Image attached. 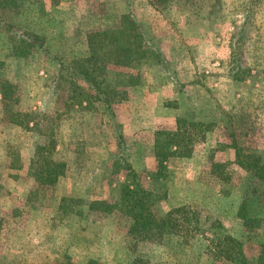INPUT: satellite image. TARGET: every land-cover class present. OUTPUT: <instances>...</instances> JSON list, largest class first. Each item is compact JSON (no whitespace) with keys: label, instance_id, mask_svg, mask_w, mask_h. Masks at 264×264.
I'll use <instances>...</instances> for the list:
<instances>
[{"label":"rangeland","instance_id":"rangeland-1","mask_svg":"<svg viewBox=\"0 0 264 264\" xmlns=\"http://www.w3.org/2000/svg\"><path fill=\"white\" fill-rule=\"evenodd\" d=\"M152 2L24 0L18 12L0 8V77L17 86L16 109L45 116L38 118L39 126L52 130L58 144L63 138L55 159L68 160V177L53 186L39 185L25 174L22 161L29 160L43 137L3 124L0 264H133L136 259L147 264H229L222 254L225 244L219 243L225 235L243 242L249 263L264 264V224L247 232L236 216L249 172L233 164L236 156L228 148L235 138L243 152H259L264 158V0ZM124 11L136 16L171 59L177 51L173 45L184 42L188 59L204 65L200 70L183 66L181 55L188 52H176L180 71H167L159 79L165 80L159 86L169 85L161 100L170 108L179 89L191 91L195 104L178 124L180 159H168L166 171L153 165V158L140 168L151 151L146 143L152 141L142 116V93L135 90L132 101L112 103L111 108L93 96L86 104L75 93L81 81L70 75L71 64L87 56V33L114 26ZM7 24L36 34L45 50L12 57L13 31L7 32ZM143 63L133 70L152 78L158 71ZM98 67L108 70V81L119 69ZM156 86L150 84L151 95ZM202 119L213 124L206 140L202 130L191 127ZM174 128L163 126L170 133ZM213 162L230 163L227 180L211 173ZM133 165L139 170L138 183L159 197L152 207L156 216L181 208L173 216L177 234L149 240L130 231V194L120 183L125 166Z\"/></svg>","mask_w":264,"mask_h":264},{"label":"trees","instance_id":"trees-1","mask_svg":"<svg viewBox=\"0 0 264 264\" xmlns=\"http://www.w3.org/2000/svg\"><path fill=\"white\" fill-rule=\"evenodd\" d=\"M158 1L160 0H153L152 4L156 5ZM23 2L24 0H0V8L18 12ZM7 25L9 26L7 32L13 31L9 36L12 43V57L20 58L34 49H44L43 45L37 42L36 34ZM86 37L87 56L83 59H76L69 67L70 75L81 81V85H78L75 90L81 102H86L90 96H93L94 100L107 107H110L112 103H120L127 97V88L140 83V73L133 70L134 68L138 69V66L148 58L159 65L165 63L160 50L155 47L142 25L130 13L120 15L114 26L92 30L87 33ZM58 64L61 65L60 62ZM101 64L119 68L118 70L112 69L113 79L110 81L107 78L108 70L98 67ZM2 67L3 62L0 61V69ZM16 92L17 86L14 83L0 77V96L4 118L8 122L20 126L23 130L34 132L36 136L44 139L43 143H37L35 146L34 155L28 167L29 173L39 185L53 186L66 169L65 162L54 157L58 141L52 130L39 126L38 118L43 115L15 108ZM86 104L88 103L86 102ZM191 127L195 130H202L203 128H212L213 124L199 121L191 123ZM180 135L179 132L175 134L167 131L159 132L156 135L153 152L160 171H166L164 163L168 159L181 155L180 149L175 147L178 145L180 147L182 139ZM231 146L234 148L236 156L233 164L249 172V181L239 202L236 216L242 222L245 231L250 232L264 224L262 217L264 210V158L259 152H243L235 138H233ZM229 164L213 162L211 163V173L221 180H227L229 176L226 167ZM124 169L127 170V173L120 186L122 190L130 194L129 207H132L131 217L133 219L130 231L137 232L138 236L149 240L159 239L167 233L177 234L179 223L173 216L181 208H173L163 216H156L152 207L159 197L154 198L153 192L145 190L138 183L136 179L138 173L130 166H125ZM219 243L225 244L222 254L229 264H251L248 262L243 242L240 240L225 235L223 241H219ZM259 262L261 263L262 260ZM133 264L147 263L142 259H136Z\"/></svg>","mask_w":264,"mask_h":264},{"label":"crops","instance_id":"crops-1","mask_svg":"<svg viewBox=\"0 0 264 264\" xmlns=\"http://www.w3.org/2000/svg\"><path fill=\"white\" fill-rule=\"evenodd\" d=\"M124 13H130V12L124 11L122 14H124ZM122 14H120V15H122ZM131 15L133 16V14H131ZM133 17L135 19H137L136 16H133ZM140 24H141V22H140ZM165 35H167V33ZM155 45H156V43H155ZM173 46H174V48H177L175 50H177L176 52H180V54H182L184 52H188V54H186V57H184L185 55H181V59L184 58L183 66L193 67V68L196 67L198 70H200V68L204 69V65L201 62H199V63L198 62H194L193 63L191 60L188 59V55H189V50L190 49L189 48L188 49L184 48L185 47L184 46V42H178L177 45H173ZM156 47L160 50V52L162 53V56L164 57V60H165L164 65H159V64L155 63L152 59H148V61L147 60L144 61L143 64L146 63V65H150L153 68V71L157 70L158 72H156L155 74L152 73L153 74L152 78H150V76H147V78H145L144 75H142L139 72L140 73V83L138 85H136V86H132V87H128L127 88V97L124 100V101H127V99H128L129 101L130 100L132 101V99L135 98L134 93H133V91L136 92L135 90L140 91L142 93V95H143L144 100H146V101H143L144 103H146L145 104L146 110L144 111V114L142 116L144 117L145 124H147L146 127L148 129H146V130L148 132L150 131L151 134H152V137H151L152 141H151V143L148 141V145L146 143V147L150 146L151 147V151L148 154L147 153L144 154L146 159L144 160V162L142 161L144 163V165H142V162L140 163V166H141L140 168L141 169L143 167H145L147 165V163H149L151 158H153L152 159L153 160V165L155 163L157 164L156 158H155L154 152H153V150H154V142H155L154 140H155L156 135L159 132H163V131L167 130V129H163V126L165 124H167V123L168 124H172L173 126H175V128L172 130V132L175 133V134L178 133L179 130H177V128L179 129V126H178L179 122L180 121H184L187 113L190 114V112L193 111V108L195 106V104L192 103V96H191L192 92L188 91L186 89L184 90V92H182V89L181 90L179 89V92H177L176 95H175V98H177V101L175 102L174 105L171 106V108L168 106V103H165V101L161 100V99H165V96H164L165 95V90L167 89V87L169 85L159 86L160 84H163L165 82V80L162 82L159 79L161 77H165L167 71L172 70L175 73H176V71H180V70H178V67L175 64V62L177 61L176 60V56L180 55V54H177L175 52L174 56L171 59L170 56L168 54H166V51L164 49V45L163 44L161 46L160 45H156ZM187 59H188V61L185 63V60H187ZM174 64H175V66H173ZM211 65H214V63L212 64V62H211L209 65L207 64L206 67L209 68ZM180 74H182V73H180ZM6 79H8V78H6ZM8 80L10 81L11 79H8ZM180 82H184L185 83V81H180ZM150 84L158 85V86L155 87V89L153 88V90L156 92L155 95H151V93L149 92ZM171 84L174 86L173 81L171 82ZM180 87H181V85H180ZM237 96L240 97L241 93H238ZM153 97H154V99H153ZM151 98H152V100H151ZM153 100H154V102H152ZM121 103H123V101L120 102V103H117V105L119 106V104L121 105ZM48 105H49V103H48ZM259 110L261 112V109H259ZM22 111H32V110H27L26 109V110H22ZM91 111H95V109H91ZM188 111H190V112H188ZM263 111H264V109H263ZM3 114L4 113H3V107H2L1 96H0V139L3 138V132H4V125L3 124L5 123V121H6L8 126H13L14 128H16L15 130L24 131V132H30V131L23 130L20 126H17V125H14V124L8 122L4 118ZM203 120L204 119H202L201 121L199 120V121L202 122ZM126 121H129L127 119V117L125 119V122ZM203 122L211 124V122H209V121H203ZM160 124L163 125V126L158 127V125H160ZM209 129L203 128L202 131H201L202 136L205 138L204 140H206V138L208 137L207 133H208ZM156 130H159V132L155 133ZM59 139H60V144L57 145L56 151L59 149V147L62 146L61 143L63 141V138L60 137ZM36 144H34V148H33V152H32L33 154L31 153V156H30L29 160L25 161L26 164L24 163V161H22V164L24 165V167L27 170L26 173H25L26 175L29 172L28 171V167H29L30 161H31V159H32V157L34 155V150H35ZM175 147H178V149H180L179 145L175 146ZM228 148L231 150L233 147L230 144ZM232 150L234 151V154H235L234 148ZM172 158H176V159L179 158L180 159L179 156H175V157H172ZM61 161H63V160H61ZM64 162L66 164L65 173L62 176H60L59 178H61V177L63 178V177L67 176L68 160L66 159V161L64 160ZM138 162H140V160ZM135 167L133 165L131 168L135 172H139V170L136 169L137 167L136 168ZM6 169H8V168H6ZM7 171H9V169Z\"/></svg>","mask_w":264,"mask_h":264}]
</instances>
